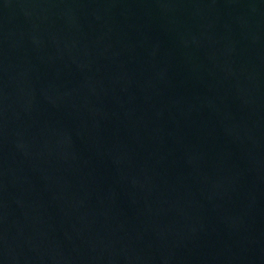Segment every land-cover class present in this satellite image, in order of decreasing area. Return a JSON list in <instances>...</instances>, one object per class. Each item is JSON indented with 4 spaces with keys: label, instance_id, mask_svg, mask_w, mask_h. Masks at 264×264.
Segmentation results:
<instances>
[{
    "label": "water",
    "instance_id": "water-1",
    "mask_svg": "<svg viewBox=\"0 0 264 264\" xmlns=\"http://www.w3.org/2000/svg\"><path fill=\"white\" fill-rule=\"evenodd\" d=\"M0 264H264V0H0Z\"/></svg>",
    "mask_w": 264,
    "mask_h": 264
}]
</instances>
